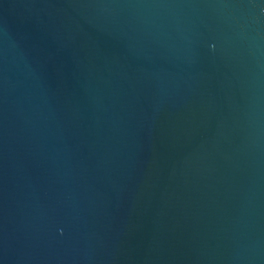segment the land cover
Masks as SVG:
<instances>
[{"label": "water", "instance_id": "1", "mask_svg": "<svg viewBox=\"0 0 264 264\" xmlns=\"http://www.w3.org/2000/svg\"><path fill=\"white\" fill-rule=\"evenodd\" d=\"M0 264H264V0H0Z\"/></svg>", "mask_w": 264, "mask_h": 264}]
</instances>
